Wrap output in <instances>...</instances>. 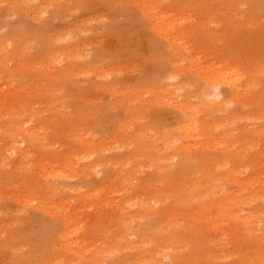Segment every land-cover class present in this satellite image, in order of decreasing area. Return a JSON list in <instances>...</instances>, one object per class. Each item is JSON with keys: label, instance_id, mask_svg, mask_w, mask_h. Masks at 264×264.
<instances>
[{"label": "rangeland", "instance_id": "374dc122", "mask_svg": "<svg viewBox=\"0 0 264 264\" xmlns=\"http://www.w3.org/2000/svg\"><path fill=\"white\" fill-rule=\"evenodd\" d=\"M0 264H264V0H0Z\"/></svg>", "mask_w": 264, "mask_h": 264}, {"label": "clouds", "instance_id": "9594fccd", "mask_svg": "<svg viewBox=\"0 0 264 264\" xmlns=\"http://www.w3.org/2000/svg\"><path fill=\"white\" fill-rule=\"evenodd\" d=\"M204 99L210 103L224 100V94L222 92L221 85L217 83L207 85L204 90Z\"/></svg>", "mask_w": 264, "mask_h": 264}, {"label": "bare ground", "instance_id": "6f19581e", "mask_svg": "<svg viewBox=\"0 0 264 264\" xmlns=\"http://www.w3.org/2000/svg\"><path fill=\"white\" fill-rule=\"evenodd\" d=\"M154 2V1H153ZM154 21V20H153ZM155 28V27H154ZM156 28L159 30V32H161L160 31V28L156 25ZM219 75V74H218ZM221 76V75H220ZM190 127V126H189ZM190 129H191V127H190ZM194 129V128H193ZM192 130V129H191Z\"/></svg>", "mask_w": 264, "mask_h": 264}]
</instances>
